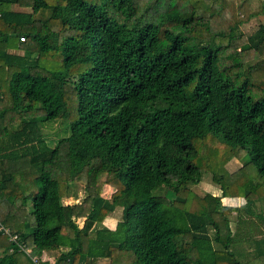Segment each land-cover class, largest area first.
<instances>
[{
  "label": "trees",
  "instance_id": "obj_1",
  "mask_svg": "<svg viewBox=\"0 0 264 264\" xmlns=\"http://www.w3.org/2000/svg\"><path fill=\"white\" fill-rule=\"evenodd\" d=\"M13 3L0 0L1 27ZM29 7L0 27V227L16 236L0 231V264L23 251L31 264H239L215 217L264 202V23L240 32L264 0ZM60 120L69 134L49 147L41 126ZM198 162L220 196L191 190ZM71 184L85 197L65 205ZM107 218L113 230L94 229Z\"/></svg>",
  "mask_w": 264,
  "mask_h": 264
},
{
  "label": "rangeland",
  "instance_id": "obj_2",
  "mask_svg": "<svg viewBox=\"0 0 264 264\" xmlns=\"http://www.w3.org/2000/svg\"><path fill=\"white\" fill-rule=\"evenodd\" d=\"M260 18L262 19V21H264V16H260ZM262 21L260 19L259 20H253V21L249 22L248 24L242 25L240 27V32L241 33H249L252 30H254V28L256 27V25L259 22H262ZM255 60H258V59H253V60L249 61V63L253 64V62H255ZM258 80L264 81L263 76H260V77L258 76ZM37 116L43 117V113L39 112L37 114ZM41 128L43 130V134L45 135L44 141L46 142V144H48L49 147H54L58 140L65 138L69 134L67 123L63 120L55 121V122H46L45 124H43L41 126ZM211 149H212V151H211ZM215 151L217 152V150L215 148H210L209 150L206 147L204 148V154L205 155L207 153H214ZM248 158H249V156L245 155V156L239 157L237 159H232L226 165L225 168H227L226 170L228 172H233V170H235L237 167H239V166L241 167L242 166L241 164L246 163ZM198 165L202 168V181L197 188L195 187V189H194L193 187H191V190L192 191L194 190L195 193L196 192L200 193L199 195H201L202 192H205V193H209L213 196H220V192L217 189V187H215L213 184H211L210 177L208 175L209 172L207 171L206 168H204L205 164L200 165V163L198 162ZM70 188H71L70 189L71 192L69 194H70V196L72 195V197H70L71 200H69V199L63 200L62 201L63 204L68 205V204H79V203H81L85 197V186L83 184H73V185L71 184ZM27 192H33L32 188L27 186ZM109 195H110V193H108V191L104 192V194H103V196L105 198L109 197ZM73 199H75V200H73ZM189 199H190L191 204L194 206L193 209L197 210V207L200 204L197 196L193 195ZM222 202H223V205L227 204L225 206H228V204H231V207L234 208V207L242 205L244 203V200L241 198L240 199L239 198L238 199L237 198L222 199ZM28 205H29L28 210H31V203L29 202ZM256 209H258V211H259L258 214L261 215V217H264V202H262L261 204L257 203ZM230 214L231 213H225L224 218L226 217L227 219L216 216L215 221L217 223H219L220 234H221L222 239L224 238V235L227 233V230H225V228H223V226L226 223V225L228 226L229 231H230V236L232 239V245H235L239 239H244V235L248 236L249 232L244 230V231H241L242 234H237L235 231V228L237 226V223H235V222H237V216L232 215V214L230 215ZM249 220H252V219H249ZM106 224H108V223H104V221L97 223V224H95L94 229L95 230H100V229H104V228L107 229L108 226ZM79 225H81V222H79ZM232 245H229V246H232ZM24 254L27 255L26 251H23V254L20 253L16 256L17 264H31L30 262H28V260ZM57 254L58 253H56L55 255L57 256ZM236 260L238 261L237 256H236ZM103 262L106 264L108 263L106 260L100 261L97 263L103 264ZM119 263H120V261H116L113 264H119ZM219 264H228V263L224 262V263H219Z\"/></svg>",
  "mask_w": 264,
  "mask_h": 264
},
{
  "label": "crops",
  "instance_id": "obj_3",
  "mask_svg": "<svg viewBox=\"0 0 264 264\" xmlns=\"http://www.w3.org/2000/svg\"><path fill=\"white\" fill-rule=\"evenodd\" d=\"M18 1L19 3L17 4L13 3V4H10L9 6H4L2 8V10H4L5 12L8 11V14H11V17L9 18L7 17L6 20H4L5 25H3L2 27L0 25L1 29L3 28L7 29L9 27L6 24L8 20H13V21L20 20V18H18L20 16L19 14L27 15L31 13V8L29 7L30 0H18ZM259 19L262 21L261 18ZM261 23H264V21H262ZM19 28L20 27H18V29ZM25 29H27L26 26L20 28V30L22 31ZM18 53L19 51H16V50H12L9 52V54H15V55H17ZM107 191L108 193H110L109 189H107ZM66 199L71 200L70 198H65L63 200H66ZM225 199H228V198H225ZM228 206H231V204H228ZM258 213L259 211L258 209H256L255 214L253 216L251 217L240 216L241 218L238 217V214L232 213V215L237 216V222H235L237 223V226L235 228L236 233L242 234L241 231H244V230L249 232L248 236L244 235V239H239L235 245L231 244L232 246H229V249L233 251V253L235 254V257L236 256L238 257L239 264H264V248L260 249V244H259L260 240L264 238V217H261V215H259ZM240 219H243V223L239 222ZM249 219H252V220H249ZM104 223H108L106 224L108 226L107 229L113 230L117 223V220L107 218L104 220ZM103 264H106V263L103 262Z\"/></svg>",
  "mask_w": 264,
  "mask_h": 264
},
{
  "label": "built area",
  "instance_id": "obj_4",
  "mask_svg": "<svg viewBox=\"0 0 264 264\" xmlns=\"http://www.w3.org/2000/svg\"><path fill=\"white\" fill-rule=\"evenodd\" d=\"M19 40H20V42H24V41H25V40H24V37H21ZM1 230H2L6 235L9 236V240H10V241L14 242V241L16 240V236H10L9 232H8L6 229L0 227V231H1Z\"/></svg>",
  "mask_w": 264,
  "mask_h": 264
}]
</instances>
